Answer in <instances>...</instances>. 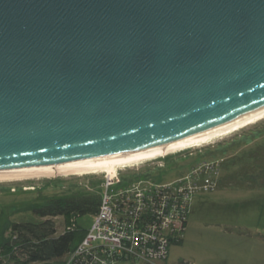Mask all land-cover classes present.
<instances>
[{
	"label": "water",
	"instance_id": "95a60500",
	"mask_svg": "<svg viewBox=\"0 0 264 264\" xmlns=\"http://www.w3.org/2000/svg\"><path fill=\"white\" fill-rule=\"evenodd\" d=\"M264 108V0H0V172L101 163Z\"/></svg>",
	"mask_w": 264,
	"mask_h": 264
},
{
	"label": "rangeland",
	"instance_id": "374dc122",
	"mask_svg": "<svg viewBox=\"0 0 264 264\" xmlns=\"http://www.w3.org/2000/svg\"><path fill=\"white\" fill-rule=\"evenodd\" d=\"M261 144H264V119L211 144L119 170L116 176L127 181L126 185L141 177L148 183L165 185L183 178L191 180L206 165L220 167L224 175V163L233 164ZM107 177L104 173L4 180L0 181V202H10L3 194L27 188L80 187L97 191L96 184L106 183ZM15 221L20 222L22 218L16 217ZM117 264L144 263L120 261ZM167 264H264V190L216 189L196 196L183 244L171 247Z\"/></svg>",
	"mask_w": 264,
	"mask_h": 264
},
{
	"label": "trees",
	"instance_id": "16d2710c",
	"mask_svg": "<svg viewBox=\"0 0 264 264\" xmlns=\"http://www.w3.org/2000/svg\"><path fill=\"white\" fill-rule=\"evenodd\" d=\"M213 166L216 189L264 190V144L231 165L224 163V175ZM104 183L96 184L97 191L57 187L3 194L10 202H0V264H96L90 255L74 254L100 213ZM16 217L22 221H15ZM183 240L172 246L182 245Z\"/></svg>",
	"mask_w": 264,
	"mask_h": 264
},
{
	"label": "built area",
	"instance_id": "2783aa9c",
	"mask_svg": "<svg viewBox=\"0 0 264 264\" xmlns=\"http://www.w3.org/2000/svg\"><path fill=\"white\" fill-rule=\"evenodd\" d=\"M194 174L165 185L142 178L125 185L108 176L100 213L74 257L90 255L98 264L166 263L172 243L184 237L194 198L217 186L214 166Z\"/></svg>",
	"mask_w": 264,
	"mask_h": 264
},
{
	"label": "bare ground",
	"instance_id": "6f19581e",
	"mask_svg": "<svg viewBox=\"0 0 264 264\" xmlns=\"http://www.w3.org/2000/svg\"><path fill=\"white\" fill-rule=\"evenodd\" d=\"M264 119V108L255 111L244 117L238 118L232 122L219 126L215 129L202 134L187 137L185 139L169 143L167 145L154 147L146 151L101 162L57 167H46L36 169H25L15 171L0 172V181L16 180L27 177H56L59 175H88V174H104L113 178L119 170L132 168L143 165L169 155H176L190 149L198 148L211 144L215 140L225 138L239 130L253 125ZM32 190V188H27Z\"/></svg>",
	"mask_w": 264,
	"mask_h": 264
},
{
	"label": "crops",
	"instance_id": "0c3cea01",
	"mask_svg": "<svg viewBox=\"0 0 264 264\" xmlns=\"http://www.w3.org/2000/svg\"><path fill=\"white\" fill-rule=\"evenodd\" d=\"M164 264H167V262H166V263H164Z\"/></svg>",
	"mask_w": 264,
	"mask_h": 264
}]
</instances>
